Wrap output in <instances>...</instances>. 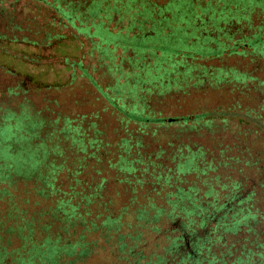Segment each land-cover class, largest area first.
<instances>
[{
  "label": "trees",
  "instance_id": "1",
  "mask_svg": "<svg viewBox=\"0 0 264 264\" xmlns=\"http://www.w3.org/2000/svg\"><path fill=\"white\" fill-rule=\"evenodd\" d=\"M26 1L0 55L71 72L0 90V264H264V0ZM74 84L91 111L49 97Z\"/></svg>",
  "mask_w": 264,
  "mask_h": 264
},
{
  "label": "rangeland",
  "instance_id": "2",
  "mask_svg": "<svg viewBox=\"0 0 264 264\" xmlns=\"http://www.w3.org/2000/svg\"><path fill=\"white\" fill-rule=\"evenodd\" d=\"M161 2V0H159ZM22 2V3H21ZM20 4H26V0H21ZM67 2V0H66ZM105 5V4H104ZM29 10L32 11L33 7L39 6L40 8V18H43L41 15L44 12H47L46 7L43 4L33 3L27 5ZM85 5L81 4L79 8L83 9ZM112 26V25H111ZM81 42H83L82 38H79ZM84 47L78 49V41H70L67 40L64 44L60 56L66 57L69 60L78 59L83 53L86 52V44L83 42ZM117 54L120 52L116 51ZM10 58L4 57L0 55V90H5L7 86H13L16 83L23 81L27 86H30L33 83V80L44 82V83H63L70 74V69L66 66L55 64L48 65L46 63H41L38 65H34L32 63L21 64L16 61L9 60ZM109 63V60H106L104 63L102 62V66L100 64V60L92 59L91 57H87L84 61V66L88 69L94 68L95 77H99L102 82L108 80V77L105 75L106 66ZM225 64L224 62L213 60L207 62V64L212 66H220L221 64ZM227 66H232L231 62H228ZM8 69L13 70L14 73L9 74ZM103 75V78H101ZM260 75V74H259ZM29 76V77H28ZM32 78V79H31ZM31 79L32 81H30ZM83 81V80H81ZM29 82V83H28ZM88 84V83H87ZM89 86V84H88ZM47 92V91H46ZM45 91L33 93L31 96V102L34 108H40L42 105V96L46 94ZM51 100L53 99L58 104L60 110L64 111L65 109H77L78 112H89L93 109V105L90 101L89 94L87 88L79 86L78 84H74L73 88L69 90H60V91H49ZM194 99V96H192ZM199 98H202L199 96ZM76 101L78 105H75ZM220 102V98L216 94H212L208 97V101L203 103V106L206 109L212 108ZM152 110L154 112H161L163 116L168 114L172 115H183L188 113L187 107L185 103L177 102L173 99H161L158 101L151 102ZM57 109V110H58ZM32 118H36L33 114ZM38 141V140H36ZM37 143V142H36Z\"/></svg>",
  "mask_w": 264,
  "mask_h": 264
}]
</instances>
